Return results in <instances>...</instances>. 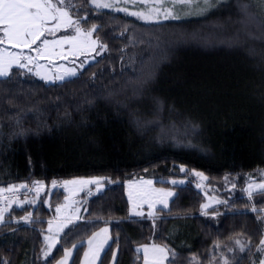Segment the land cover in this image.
Returning a JSON list of instances; mask_svg holds the SVG:
<instances>
[{"label":"trees","instance_id":"1","mask_svg":"<svg viewBox=\"0 0 264 264\" xmlns=\"http://www.w3.org/2000/svg\"><path fill=\"white\" fill-rule=\"evenodd\" d=\"M70 3L82 27L97 26L105 52L62 83L16 68L0 79V189L91 176L106 188L47 260V223L66 193L10 208L0 264H53L71 245L79 264L86 240L105 225L113 240L102 264H143L136 246L147 243L170 251L167 264H259L264 195L250 199L247 186L264 170V5L223 0L203 14L178 7L179 19L147 22L91 0ZM135 178L175 189L169 207L129 216L125 183ZM201 182L223 201L208 212Z\"/></svg>","mask_w":264,"mask_h":264},{"label":"snow or ice","instance_id":"2","mask_svg":"<svg viewBox=\"0 0 264 264\" xmlns=\"http://www.w3.org/2000/svg\"><path fill=\"white\" fill-rule=\"evenodd\" d=\"M125 3H135L136 0H124ZM142 3L147 4L148 0H141ZM217 0H168L169 7H164L163 0H155V6L150 8L146 13L145 12H131L128 13L127 8L117 9V11H124L130 15L137 16L140 19L152 20L155 17L159 16L161 9L163 8V17L164 19H179L180 15L176 12V9L179 7L181 9H188L187 14H192L193 11L196 14H203L208 9L214 6ZM97 8H111L113 4L108 2V0H91ZM257 3L264 5V0H257ZM70 0H0V45H7L13 49H19V51H10L7 47L0 48V79L7 78L11 75V69L13 66L19 68H28L29 64H33L40 58L51 57L52 55L63 56L65 55L63 49L64 45H69V54L71 55H80L86 51L95 50L97 47V41L92 39L93 33L97 30V26L93 25L90 29H83L81 27L80 19H73ZM240 12L249 20L254 19L253 14L250 12V5L241 4L239 8ZM86 19V17H83ZM264 26V21L261 22ZM73 28L75 35H65L60 39L48 40L41 39L45 34L54 35L56 32L64 29L67 30ZM37 41H40V44L33 49V45L37 44ZM101 49L106 48V45L100 44ZM59 48V52L54 50ZM35 51L36 56H30L24 54V50ZM31 71V69H29ZM39 75V72L37 73ZM76 72L74 69H66L65 74L62 76H57V80H63L65 76H75ZM42 79L48 80L49 77L43 76ZM181 171H184L181 168ZM197 176H203L202 173H196ZM102 177H96L91 179H80L73 181H64V186L68 185H80L87 186L95 184L101 186ZM206 179V178H205ZM145 184L151 185L152 181H145ZM176 183V181H172ZM53 187H56L57 182H52ZM19 188H27V185H12L7 189H0V196L4 192H15ZM44 185L37 181L35 182V191L37 194L43 189ZM253 189H259V194L264 195V183L259 184H249L248 195L251 199L253 195ZM154 192H159L162 194V198L158 199L156 202L163 204L164 207L168 206L167 197L172 196L171 192L165 193L163 189L153 190ZM4 199H9L8 197H3ZM129 201L132 203V213L135 215H143L142 211H138L139 205L133 198L132 192L129 193ZM12 203H17L18 206H23L24 203H35V201H11L6 207L0 208V224L4 222V213L9 210ZM141 203H148L149 208H153L154 204L150 202V199L143 198ZM203 208H207L208 205H202ZM57 213L61 212V208L57 207ZM252 211H257L255 207L252 208ZM264 211V209H261ZM153 213L149 212L151 216ZM206 214V213H205ZM25 223L31 221V213L27 216L21 218ZM264 219V218H262ZM48 232L52 233V221H49ZM67 223H71V218L67 220ZM66 226L62 224L57 231H61L62 228ZM108 229H101V232L94 233L93 237L89 239V251L84 253L85 261L84 264H95V261L99 258L100 252L102 251L104 244L107 243L109 237L107 236ZM103 235V239L98 240L99 237ZM47 244V250L44 252V256L47 258L56 244L59 242L56 239L55 235H46L44 237ZM95 247H93L94 241H97ZM237 244H240V241H236ZM260 248L258 251L264 252V238H261L259 241ZM75 247V246H73ZM145 252V264H162V260L166 258V249L160 248L156 245H153L150 249L149 246H143ZM241 251H244V246L241 245ZM150 251L158 252L161 255L159 257L154 256L149 261L148 253ZM71 249H64V256L57 261V264H68V260L71 256ZM91 257V260L89 259ZM115 259V254L113 255ZM227 264V261H225ZM259 264H264V260H260Z\"/></svg>","mask_w":264,"mask_h":264},{"label":"rangeland","instance_id":"3","mask_svg":"<svg viewBox=\"0 0 264 264\" xmlns=\"http://www.w3.org/2000/svg\"><path fill=\"white\" fill-rule=\"evenodd\" d=\"M108 2L112 3L113 7L101 8V9H108V10L117 11V9L127 8L128 13H131V12H145L146 13L150 8L155 6V0H148L147 4L142 3L141 0H136L135 3H132V2L125 3L124 0H108ZM222 2H223V0H217L216 6H218V4H220ZM163 5H164V7L170 6L168 3V0H163ZM120 12H124V11H120ZM176 12H177V9H176ZM124 13H126V12H124ZM73 19H77V18L73 17ZM142 20H144V19H142ZM163 20H173V19H164L163 8H162L159 16L155 17L152 20H145V21L156 22V21H163ZM174 20H176V19H174ZM80 22H81V19H80ZM81 27H82V25H81ZM82 28L85 30L90 29V28H84V27H82ZM0 35H2V33H0ZM65 35H75L74 29L73 28H69L67 30L62 29V30L56 32L54 35H49L46 33L45 36L42 37L41 39L42 40L43 39L56 40V39H60L61 37L65 36ZM92 39L97 41V47L95 48V50L86 51L83 54L74 56V55L69 54L70 46L66 44V45H64V49H63L65 55L67 56L66 59L63 56H59V55H52L51 57H43V58H40L37 61H35L33 64H29L28 68H19V67L13 66L11 69V72L15 68L20 69L25 74H31V75L35 76L37 79H39V80H41L44 83L49 84V85L62 83L66 80L73 79V78L79 76L81 74V72L88 65L97 61L98 58L100 56H102L105 52V48L101 49L99 47V45L102 43L96 37L95 32L92 35ZM39 44H40V41H37V44L33 45V49H35ZM5 47H7L8 50H10V51H19V49H13L7 45H0V48H5ZM54 51L59 52L60 49L56 48ZM24 54L30 55L33 57L36 56L35 51H29L27 49L24 50ZM29 69H31V71H29ZM66 69H74L76 72V75L75 76H65V78L63 80H57L56 77L64 75ZM38 72H39V75L37 74ZM43 76H47V77H49V79L48 80L42 79L41 77H43ZM187 145H188V143H187ZM188 146H190V144ZM257 174L258 175L256 176L257 177L256 180L252 181L250 184L255 185V184H259V183H264V170L258 172ZM96 177L97 176L81 177V178H73V179L64 180V181L91 179V178H96ZM145 181H152V183H151V185H148V184L144 183ZM172 181H176V183L174 184V183H172ZM172 181H170V184L172 186L185 185V181H183V180L174 179ZM63 182H57L56 187H53V184L49 187H47L46 185L43 184L44 187L39 192V194H37V192L35 191V186L31 189L29 187L17 188L16 191L20 192L22 194V196L18 197V198L13 197L14 200L11 198L4 199L3 197H8V195L11 193V192H4L2 194V196H0V208L6 207L9 203V200H11V201H35V203H24L23 205L27 204V205L36 206L40 202L42 197H46L45 201L47 203H49L51 196L56 189L64 191L66 193V198L62 204H60L59 206H56L54 208L53 218L50 219V221L53 222L52 223L53 231H52V233L48 232L49 223H47L46 232L44 234V237L46 235H55L56 239L59 241L60 236L65 231V229L68 228L72 222L77 221L76 220V221H71V223H67L66 219H69V218L73 219L75 217L81 216L78 221H85V218H83V215H84L85 208H86L85 206L89 203V197H88V195L86 196V194L88 192L92 191L96 195V194L101 193L106 188V184L104 183V180H102L101 186H97L95 184H92V185H87L86 187L80 186V185L64 186ZM200 187H202L204 189V191L206 192V202L204 203V205H208V207L203 208L205 212H208V211L216 208V206L220 202L223 203V201H221L220 199L213 196V194L209 191L208 188H206V186L204 185L203 182L200 183ZM248 188H249V185L247 186V191H248ZM159 189H163L165 193L171 192L173 194L172 196L167 197V202H168L167 207H164L163 204L156 202L158 199L162 198V194L159 192H154L153 190H159ZM258 191H260V190L259 189H253V193L258 192ZM130 192H132L134 200L139 205L138 211H142L143 215H135L132 213L131 209H132L133 205L129 201V193ZM175 195H176L175 189L170 188V187L169 188L160 187L155 183V180L153 178H151V179L150 178H135L132 180H128L125 183V196H126V199L128 200V204H129V216H131L133 218H140V219L141 218H152L155 215L156 210L167 209L169 207L170 202L174 199ZM83 196H84V198H83ZM143 198L150 199V202H152L154 204V207L149 208L148 203H141V199H143ZM57 207L61 208V212L59 214L56 211ZM10 208H12V206ZM10 208H9V210H10ZM8 211L4 213V222L2 224H4L6 222ZM149 212H152L153 214L150 216ZM251 212H254V211H251ZM262 212H264V211H262ZM31 221H32V217H31ZM2 224H0V225H2ZM62 224H65L66 226H64L61 231H57V229ZM104 228L108 229L107 236L109 237V239L107 240V243L104 244V247H103L102 251L100 252L99 258L95 261V264H102L103 259H104V253L110 247V244L113 240V236L111 235V227L108 225H105L101 229H104ZM101 229H99L95 233L101 232ZM92 237H93V234L85 242L86 243L85 252L89 251L88 241ZM100 239H103V235L98 238V240H100ZM98 240L94 241L93 247H95ZM58 244H59V242L56 244L55 248L52 249L51 254L46 258L44 256V252L47 250V244L45 242V248H44L43 255H42L44 260H47L54 255V252L57 249ZM144 245L149 246L150 249L152 248L153 245H156L160 248L166 249L163 246H160L157 244H151V243L137 245L136 250L138 253H140L142 255L143 264H145V252L143 249ZM73 246H75V245H71V246L66 247L67 249L72 250L71 256L68 260V264H73L74 258L77 254L78 245H76L75 247H73ZM66 248H64V249H66ZM84 253L80 257V263L79 264H84V261H85ZM160 255L161 254L158 252L150 251L148 253L149 261L151 262V260L154 256L159 257ZM63 256H64V250L58 256V258H56V260L54 261L53 264H57V261H59ZM169 258H170V251L166 249V258H164L162 260V264H167ZM89 259L91 260V257H89ZM263 260H264V258H263ZM106 264H115V261L110 262L107 260Z\"/></svg>","mask_w":264,"mask_h":264},{"label":"built area","instance_id":"4","mask_svg":"<svg viewBox=\"0 0 264 264\" xmlns=\"http://www.w3.org/2000/svg\"><path fill=\"white\" fill-rule=\"evenodd\" d=\"M88 195V197L89 198H91V193H88L87 194ZM22 196V194L20 193V192H18V191H15L14 192V194H13V192H11L9 195H8V198H11V199H13L14 200V198H18V197H21ZM14 197V198H13Z\"/></svg>","mask_w":264,"mask_h":264},{"label":"crops","instance_id":"5","mask_svg":"<svg viewBox=\"0 0 264 264\" xmlns=\"http://www.w3.org/2000/svg\"><path fill=\"white\" fill-rule=\"evenodd\" d=\"M17 188H19V187H17ZM27 205V204H26ZM26 205H23L22 207H25ZM12 207H18V208H21V206H18L17 205V203H13L12 205H11ZM81 217V216H80ZM80 217H75V218H73V219H71V221H78L79 220V218ZM68 219H66V221H67Z\"/></svg>","mask_w":264,"mask_h":264}]
</instances>
